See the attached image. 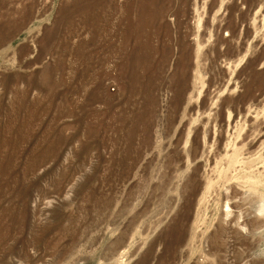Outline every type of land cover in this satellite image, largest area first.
I'll use <instances>...</instances> for the list:
<instances>
[{
    "label": "rangeland",
    "instance_id": "374dc122",
    "mask_svg": "<svg viewBox=\"0 0 264 264\" xmlns=\"http://www.w3.org/2000/svg\"><path fill=\"white\" fill-rule=\"evenodd\" d=\"M0 221V264H264V0H0Z\"/></svg>",
    "mask_w": 264,
    "mask_h": 264
},
{
    "label": "bare ground",
    "instance_id": "6f19581e",
    "mask_svg": "<svg viewBox=\"0 0 264 264\" xmlns=\"http://www.w3.org/2000/svg\"><path fill=\"white\" fill-rule=\"evenodd\" d=\"M148 9V8H147ZM127 31V30H126ZM159 36H161V35H159ZM131 40V39H130ZM136 41V40H135ZM129 42V41H128ZM31 137V136H30ZM5 141V140H4ZM6 149V148H5ZM23 149V148H22ZM5 155V154H4ZM19 162V161H18ZM11 172V171H10ZM1 222V221H0Z\"/></svg>",
    "mask_w": 264,
    "mask_h": 264
}]
</instances>
